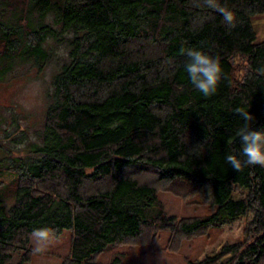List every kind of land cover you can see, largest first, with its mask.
<instances>
[{
    "label": "trees",
    "instance_id": "1",
    "mask_svg": "<svg viewBox=\"0 0 264 264\" xmlns=\"http://www.w3.org/2000/svg\"><path fill=\"white\" fill-rule=\"evenodd\" d=\"M263 12L264 0H0V80L19 64L54 71L38 140L17 156L2 149L18 186L0 204V264L34 231L67 228L63 264H102L109 246L165 228L227 231L188 264H264V165L238 172L224 159L239 155L240 112L264 131ZM190 47L220 62L209 95L183 70ZM148 172L217 210L167 215Z\"/></svg>",
    "mask_w": 264,
    "mask_h": 264
},
{
    "label": "rangeland",
    "instance_id": "2",
    "mask_svg": "<svg viewBox=\"0 0 264 264\" xmlns=\"http://www.w3.org/2000/svg\"><path fill=\"white\" fill-rule=\"evenodd\" d=\"M253 24L257 39L264 40V12L253 17ZM53 73L49 65L39 68L19 64L5 80H0V158L5 153L4 147L17 156L27 153L38 140ZM142 179L157 187L159 199L169 216L180 219L208 215L217 210L201 191L185 194L184 188L175 192L149 172ZM17 180L18 175L11 173L6 166H0V204L12 205ZM235 231L239 232V229ZM226 235L227 231L218 228L193 236L180 235L171 228L147 229L138 240L109 246L96 260L102 264H188L209 244H218ZM72 238L71 228L45 238L31 234L28 244L17 248L8 264H63L70 257Z\"/></svg>",
    "mask_w": 264,
    "mask_h": 264
},
{
    "label": "clouds",
    "instance_id": "3",
    "mask_svg": "<svg viewBox=\"0 0 264 264\" xmlns=\"http://www.w3.org/2000/svg\"><path fill=\"white\" fill-rule=\"evenodd\" d=\"M219 11L223 22L232 26L235 20L234 13L225 8H220ZM185 56L183 70L193 88L204 95L215 92L222 71L219 60L195 47L188 48L185 51ZM239 114L245 122V126L238 131L239 155L227 154L224 157L227 164L238 172L243 165H264V131L252 129L249 123L252 120L250 112H240ZM33 235L45 238L47 230H36Z\"/></svg>",
    "mask_w": 264,
    "mask_h": 264
}]
</instances>
